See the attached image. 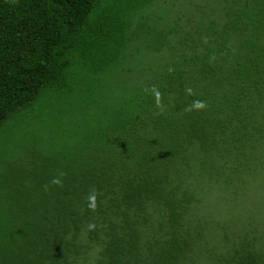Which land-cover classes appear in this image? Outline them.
Returning a JSON list of instances; mask_svg holds the SVG:
<instances>
[{
	"label": "trees",
	"instance_id": "trees-1",
	"mask_svg": "<svg viewBox=\"0 0 264 264\" xmlns=\"http://www.w3.org/2000/svg\"><path fill=\"white\" fill-rule=\"evenodd\" d=\"M262 154L264 0H0V264H264Z\"/></svg>",
	"mask_w": 264,
	"mask_h": 264
},
{
	"label": "rangeland",
	"instance_id": "rangeland-1",
	"mask_svg": "<svg viewBox=\"0 0 264 264\" xmlns=\"http://www.w3.org/2000/svg\"><path fill=\"white\" fill-rule=\"evenodd\" d=\"M224 157L226 159V165L230 166L233 164L232 159L234 157H230V156H228V157L224 156ZM260 160H262L263 166H264V154H262V157L260 158ZM250 162L253 165L255 163V161H250ZM263 170H264V167H263ZM217 179H218V177H217ZM256 185H255L254 181H252V182H250V181L247 182L246 180L245 181L241 180L240 182L234 181L228 187L229 191L227 189V186L225 187V192H226V194L233 195V197L236 199V203L234 204V206H236L238 204V202L241 198L245 202L246 208L250 207L251 205L255 207V206L259 205L260 203L263 204L261 199L264 198V177H262L260 179L259 186L257 187ZM234 208H232V210ZM230 216H231L230 212L227 209H224L221 212L216 213V218L218 217L219 220L228 219Z\"/></svg>",
	"mask_w": 264,
	"mask_h": 264
},
{
	"label": "clouds",
	"instance_id": "clouds-1",
	"mask_svg": "<svg viewBox=\"0 0 264 264\" xmlns=\"http://www.w3.org/2000/svg\"><path fill=\"white\" fill-rule=\"evenodd\" d=\"M158 95H159V93H157V96ZM194 107L201 108V107H203V104L199 101H195ZM87 199L90 201L89 207L92 209H95V207H96V194H95V192L90 193Z\"/></svg>",
	"mask_w": 264,
	"mask_h": 264
}]
</instances>
